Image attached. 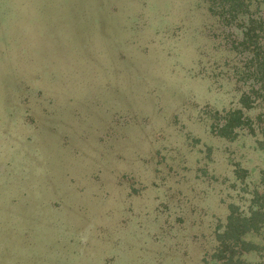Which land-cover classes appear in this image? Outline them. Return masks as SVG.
I'll return each mask as SVG.
<instances>
[{
    "label": "rangeland",
    "instance_id": "374dc122",
    "mask_svg": "<svg viewBox=\"0 0 264 264\" xmlns=\"http://www.w3.org/2000/svg\"><path fill=\"white\" fill-rule=\"evenodd\" d=\"M247 19L217 0H0V264H217L231 208L264 209V103H240L231 46ZM239 110L236 139L217 135ZM245 239L264 264V227Z\"/></svg>",
    "mask_w": 264,
    "mask_h": 264
},
{
    "label": "trees",
    "instance_id": "16d2710c",
    "mask_svg": "<svg viewBox=\"0 0 264 264\" xmlns=\"http://www.w3.org/2000/svg\"><path fill=\"white\" fill-rule=\"evenodd\" d=\"M217 3L223 13L227 10L229 21H237L241 14L248 16L244 22L242 39L231 42L236 55L244 57L243 66L238 67L237 74L246 82H250L241 96L240 103L247 108L253 101L262 104L264 103V9H260L259 5L254 6L252 0H217ZM252 6L260 9L257 17L253 16L257 11L251 9ZM242 121L241 110L234 114L229 113L217 135L231 141L235 140L239 135L238 128L242 126ZM263 227L264 209L261 205L251 213L250 217H242L231 208L223 232L217 234L218 245L212 257H215L217 264H244L241 257L258 248L245 239L246 235L251 232L258 233Z\"/></svg>",
    "mask_w": 264,
    "mask_h": 264
}]
</instances>
